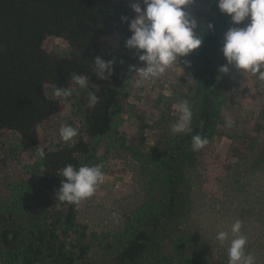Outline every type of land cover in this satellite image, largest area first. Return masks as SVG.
I'll list each match as a JSON object with an SVG mask.
<instances>
[{
    "label": "trees",
    "instance_id": "trees-1",
    "mask_svg": "<svg viewBox=\"0 0 264 264\" xmlns=\"http://www.w3.org/2000/svg\"><path fill=\"white\" fill-rule=\"evenodd\" d=\"M136 2L0 0V134H14L20 148L34 153L40 147L41 126L63 109L62 101L46 92L57 87L71 91L68 99L77 120L72 125L78 129L73 146L60 138L43 147L44 158L34 157L24 165V177L9 182L0 193V264H222L191 222L200 161V150L191 148V136L210 141L220 126L232 134L223 112L228 88L219 71L223 34L215 7L196 32L201 46L187 55L196 79L191 134L173 136L169 128L163 151L142 150V143L129 147L152 171L154 191L125 215L121 229L105 237L81 220L79 204L56 200L61 170L68 164L82 166L83 159L95 155L101 139L112 137L114 145L128 148L117 120L123 110V76L112 67L107 79H99L94 59L120 62L121 55L105 50L106 40L115 34L130 37L122 17L135 18L131 4ZM48 37L62 39L67 47L47 49ZM72 73L88 77V87L75 86ZM89 92L99 98L94 106ZM170 121L173 116L164 124ZM263 163L261 146L250 161V173Z\"/></svg>",
    "mask_w": 264,
    "mask_h": 264
},
{
    "label": "rangeland",
    "instance_id": "rangeland-1",
    "mask_svg": "<svg viewBox=\"0 0 264 264\" xmlns=\"http://www.w3.org/2000/svg\"><path fill=\"white\" fill-rule=\"evenodd\" d=\"M213 7L223 35L230 27L243 28L248 23L246 18L240 25H233L230 17L209 0H192L184 11L195 20V32L212 16ZM223 35L219 45V69L227 63L221 52ZM127 39L112 35L106 40L105 50L122 56L112 67L124 79L120 89L123 110L117 120L119 135L125 138L128 148H119L112 143V137L107 136L97 144L95 155L82 160V165H99L104 173L103 183L78 206L81 220L100 237L121 229L125 215L154 191L150 183L152 171L140 158L134 157L131 149L142 143V150L163 151L164 133L178 115L173 106L183 100L192 108L196 89L187 56L180 57L178 63L160 77L141 81L132 68L142 67L143 62L138 61L135 50L125 47ZM44 45L49 50L67 47L65 41L56 37H48ZM228 68V72L222 73L228 88L223 112L231 124L229 132L232 134L227 135L220 126L218 134L200 150L197 176L193 181L196 205L191 222L206 241L209 253L222 264H228L230 239L221 245L216 235L220 231L230 232L231 225L239 220L241 234L247 238L245 252L255 256L256 264H264V166L250 173V161L255 160L264 146V80L239 72L231 65ZM46 92L55 97L52 88H47ZM59 99L63 109L41 126L39 145L42 148L61 138V126L73 127L72 124L77 123L72 100ZM172 116L174 121L164 124ZM33 160V150L20 148L14 134H0V193L9 182L24 177V165Z\"/></svg>",
    "mask_w": 264,
    "mask_h": 264
},
{
    "label": "clouds",
    "instance_id": "clouds-1",
    "mask_svg": "<svg viewBox=\"0 0 264 264\" xmlns=\"http://www.w3.org/2000/svg\"><path fill=\"white\" fill-rule=\"evenodd\" d=\"M190 3L192 0H139L131 4L135 18L127 20L122 17V21H127L131 33L125 41V47L135 50L138 61L143 62L142 67L132 68L141 81L160 77L166 69L177 64L180 57L187 56L201 46V35L195 32L196 22L184 11V7ZM209 3H215L222 14L230 17L233 25H240L246 18L248 20L245 27H230L224 33L221 52L227 63L219 71L226 73L229 71L228 65H231L239 72L264 80V0H209ZM208 28H212V25L209 24ZM94 66L101 80L112 74V61L96 57ZM71 82L80 89H86L89 79L72 73ZM71 94L69 89L62 87H57L53 93L57 98H67ZM98 99L94 92L88 93L91 106ZM173 107L178 115L170 127V134H191L194 113L188 102L181 100ZM59 134L62 141L71 147L78 136V129L63 125ZM207 143V139L199 134L191 136L194 152L201 150ZM33 155L43 159L45 151L37 146ZM60 177L62 180L56 200L68 204H79L91 197L104 181V173L99 165H82L77 169L68 164L61 170ZM241 228L242 224L237 220L231 225L230 232L217 233L216 240L223 245L230 239L228 264H256L255 256L245 252L247 238L241 234Z\"/></svg>",
    "mask_w": 264,
    "mask_h": 264
}]
</instances>
